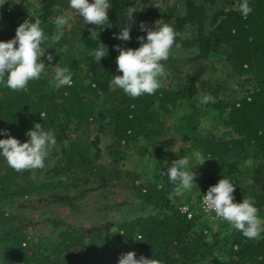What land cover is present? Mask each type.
<instances>
[{
	"label": "trees",
	"instance_id": "1",
	"mask_svg": "<svg viewBox=\"0 0 264 264\" xmlns=\"http://www.w3.org/2000/svg\"><path fill=\"white\" fill-rule=\"evenodd\" d=\"M151 1L110 0L111 27L85 24L77 15L75 24L65 25L63 37L55 44L51 41L56 31L54 21L58 16L67 15L69 0H40L29 12L19 7L1 8L0 41L15 37L21 23L27 19L34 22L36 17L41 19V28L49 39L42 45L47 49L45 57L41 58L46 69L39 80L30 81L22 91H13L0 84V130H8L21 143L30 139L25 133L35 123L54 133L57 145L47 159L59 165L50 172L64 173L67 177V181L56 182V187H64L67 182L76 186L90 180L105 183L104 166L98 162V138L92 136L97 123L99 129L101 122L110 128L107 154L113 155L114 161L122 160V148L128 149L141 140L154 144L162 140L166 133L162 117L170 114L180 102L203 91L215 101L205 106L224 119L236 137L226 140L210 134L200 136L198 114L180 117L176 129L181 139L193 141L201 155L210 158L216 166L196 183V188L207 193L220 179H228L235 187V203L251 197L258 214L263 213L264 161L251 166L249 183L259 187L256 191L234 180L239 170L233 160L245 161L249 149L264 158V0H248L252 11L246 17L239 10L243 0H183L181 12L176 3L162 0L157 9L141 10L129 21L128 7L136 2L147 4ZM160 19L179 33L172 49L190 50V57L186 58L190 68L181 82L160 87L153 95L130 98L112 83L114 75H122L117 72L119 53L113 46L138 48L137 37L146 38L147 35L140 31V23L145 22L154 29V22ZM129 23L131 40L115 39L114 34ZM90 31H95L99 39H92ZM100 42L107 47V55L99 63L89 53ZM68 45L74 47L70 55L63 52ZM48 54L53 56L51 62L46 59ZM215 62L224 65L229 76L246 77L250 81L245 95L225 100L217 98L216 91L211 90L204 77L209 64ZM162 63L169 76L180 74L173 60ZM58 67L69 68L71 86H54L53 77ZM88 98L96 101L95 108L90 107ZM69 132L76 134V139L64 148ZM6 138L0 134V139ZM126 176L136 197L152 207L153 213L91 229L46 218L42 222L55 228V236L48 241L33 240L27 239L25 233L31 223L8 212V206L44 188L47 183H35L32 170L16 172L0 156V264H91L93 259L94 264H118L120 255L130 251H134L137 258L143 255L162 264H264V232L258 240H252L228 224L230 244L226 252L218 255L215 250L219 247V232L214 231L208 238L203 233L208 229L206 224L198 223L195 216L188 219L179 211L175 204L177 197L169 199L174 187L166 175H162L159 187L147 181L135 184L138 178L135 173ZM83 194L79 192L74 197ZM74 197L53 194L51 201L66 203ZM94 234L102 236L99 252H96V243L88 240Z\"/></svg>",
	"mask_w": 264,
	"mask_h": 264
},
{
	"label": "rangeland",
	"instance_id": "2",
	"mask_svg": "<svg viewBox=\"0 0 264 264\" xmlns=\"http://www.w3.org/2000/svg\"><path fill=\"white\" fill-rule=\"evenodd\" d=\"M39 1L0 0V9L19 7L23 12H29ZM170 1L176 3L180 12L183 10V0ZM161 2L162 0H152L147 4L136 2L134 7L137 11L133 15L141 10H155ZM77 15L75 10L70 8L66 15L71 17L67 24L68 27L75 24ZM12 38L14 37L10 36L6 41ZM63 52L70 55L74 52V47L72 45L65 46ZM188 57H190L189 49L181 47L171 49L168 59L173 60L181 71L180 74L175 76H169L165 72V76L159 78L161 87L173 86L177 82L182 81L184 73L190 68V65L186 63V58ZM204 77L208 80L211 90L216 91L217 98L222 100L239 98L245 95L251 86L250 81H247L246 77L229 76L226 67L220 62L209 64ZM205 94L206 92L201 91L192 98L180 102L170 114L162 117L166 133L159 142L154 144L151 141L141 140L135 145L131 144L128 149L122 148L124 153L122 160L114 161L115 157L107 154L106 145L109 142L110 128L101 122L102 127L99 129L100 124L97 123L94 126L92 136L98 138V162L104 166L105 183L90 180L86 183H79L76 186H72L67 182L64 187H56V182H64L67 177H65L64 173L55 175L50 172L59 163L46 158L45 166L42 169H33L32 176L35 183L46 182L47 185L9 204L8 212L14 213L31 223L25 229V233L27 234V239L31 237L33 240L42 239L43 241H48L55 236V228L42 222L46 218H56L65 224L85 229L100 227L106 223L118 224L124 219L154 212L152 207L144 205L136 197L130 187L128 178H126V174H137L138 178L135 180V184L147 181L159 187L161 185L162 171H166L173 160L188 157V170L195 167L193 171L197 175L191 190L177 197L175 204L178 209L187 207L191 217L195 216L198 223L207 225L208 229L204 230L203 233L208 238L214 231L217 230L219 232V247L215 250V253L218 255L223 254L228 250L230 244L228 223L217 217L213 211L207 213L201 209V200L206 193L199 191L195 184L206 178L209 171L215 170L216 166L210 158L206 157H203L206 161L202 165H198L200 161L197 159V154L201 155V153L197 145L189 138L181 139L180 133L176 129L180 124V117L188 113H196L198 114V134L200 136L210 134L215 138L226 140L236 137L225 124L224 119L217 117L215 112L211 111L202 102V97ZM88 102L90 107L95 108L96 101L93 98H88ZM68 136L69 140L63 144L64 148H67L71 141L76 139V134L74 133L69 132ZM233 161L236 162L239 170V174L234 180L239 182L240 185L250 186V188L258 191V186L250 185L249 177L251 175V166L262 163L264 158L249 149L245 161ZM248 161H251V164H248ZM68 181L70 182V180ZM172 186L174 187L173 183ZM79 192H84L83 196L75 198L74 196ZM53 194L67 195L69 198L74 197V199L66 203L54 202L51 201V195ZM20 204L23 206L19 207ZM258 216L264 221V211ZM220 221L222 223L218 227ZM88 240L96 243V252H99L102 246L101 234H94ZM92 262L91 264H94V259Z\"/></svg>",
	"mask_w": 264,
	"mask_h": 264
},
{
	"label": "clouds",
	"instance_id": "3",
	"mask_svg": "<svg viewBox=\"0 0 264 264\" xmlns=\"http://www.w3.org/2000/svg\"><path fill=\"white\" fill-rule=\"evenodd\" d=\"M58 7V6H57ZM69 7L83 18L85 24L97 27L108 26V11L112 7L110 0H69ZM240 12L247 16L252 8L248 0H243L240 5ZM134 6L127 8V17L132 21ZM70 16H58L55 21V34L51 37L52 43H58L64 35V27L68 24ZM42 21L39 17L27 19L21 23L15 32V37L8 41H0V84L13 91L25 90L30 81L39 80L45 72L46 64L41 59L45 57L46 48L42 47L49 37L41 28ZM129 23L118 34L115 39L130 41ZM155 28L149 27L145 22L140 23V31L146 32L144 36H138L140 46L136 49L124 48L115 45L114 50L119 53L116 57L117 72L122 75H114L112 83L130 98H138L142 95H153L161 87L160 79L165 76V67L162 61H167L170 51L179 33L164 22L163 19L154 22ZM92 39H99L95 31H90ZM100 63L101 58L107 55V47L100 42L99 46L90 53ZM48 62L53 56L48 54ZM54 86H71L72 76L69 68L58 67L54 73ZM215 102L210 95L202 97L203 103ZM0 134L7 136L0 139V156H2L9 167L16 172L25 170L42 169L45 166V159L56 147L57 140L51 131H46L40 123H35L32 129L25 134L30 139L21 143L17 138L12 137L8 130H0ZM202 165L206 160L202 155L197 154ZM251 164V161L247 162ZM189 158L182 157L173 160L171 166L162 175H166L173 183L174 188L169 194V199L182 196L190 191L196 172L195 167L188 170ZM251 183V181H250ZM196 184V183H195ZM235 187L228 179H220L216 185L210 186L206 195H203L202 204L205 210L213 211L217 217L226 221L234 229L252 240H258L261 232H264V221L258 216V209L254 206L251 197L243 199L242 203L234 202ZM118 264H162L157 259H149L143 255L137 258L134 251L122 253Z\"/></svg>",
	"mask_w": 264,
	"mask_h": 264
},
{
	"label": "built area",
	"instance_id": "4",
	"mask_svg": "<svg viewBox=\"0 0 264 264\" xmlns=\"http://www.w3.org/2000/svg\"><path fill=\"white\" fill-rule=\"evenodd\" d=\"M203 200V198H202ZM202 200H201V203H202ZM201 209L204 211V212H212V211H208V210H205V207L203 206V204H201ZM179 211L184 214L186 216V218H191V213L189 212L188 208L187 207H181L179 208Z\"/></svg>",
	"mask_w": 264,
	"mask_h": 264
}]
</instances>
